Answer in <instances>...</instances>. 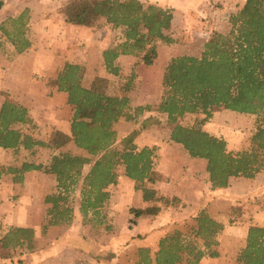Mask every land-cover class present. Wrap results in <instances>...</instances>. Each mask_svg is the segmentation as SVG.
Segmentation results:
<instances>
[{
  "label": "trees",
  "instance_id": "obj_1",
  "mask_svg": "<svg viewBox=\"0 0 264 264\" xmlns=\"http://www.w3.org/2000/svg\"><path fill=\"white\" fill-rule=\"evenodd\" d=\"M29 13L26 9L17 18H8L0 25V31L19 54L32 45L26 36ZM62 13L72 25L90 28L104 19L113 28L124 29L122 42L103 53L107 70L116 76L119 74L115 61L120 56H135L142 64L151 66L158 59L159 45L174 43L170 36L174 16L156 4H144L140 0H72ZM230 22L231 31L215 33L204 44L200 57L173 58L163 74L161 102L156 106H138L133 114L129 94L135 75L120 86V95H110L107 79L96 77L85 86L86 68L73 63H66L56 80L58 91L67 93V103L73 108L70 135L56 131L49 142L35 139L18 128L33 123L29 109L6 98L0 108V148L32 150L41 146L59 153L51 157L48 165L26 162L20 168H0V179L9 174L15 183L22 184L25 174L31 171L55 177L58 192L46 198V203L51 204L46 230L72 221L74 208L70 197L81 180L80 211L85 217L103 215L102 210L111 199L109 189L118 183V169L123 167L124 175L142 193L146 204L132 213L137 218L158 216L162 212L158 203L169 207L180 199H167L154 187L160 177L156 148H139L135 144L140 130L127 135L121 146L117 145L115 124L122 118L137 121L145 112L167 116L169 140L181 145L192 159L207 162L206 171L214 191L228 188L232 178L255 179L264 171V0H247ZM226 110L259 117L251 148L240 154L229 152L226 140L202 126L179 124V119L186 115L202 114L203 125L216 113ZM153 124L160 121L149 116L142 122V129ZM71 143L87 155L60 152ZM86 165H91V169L83 175ZM195 221V238L202 244L175 230L160 240L155 258L150 256L148 248L140 249L138 264H201L205 258H218L219 237L225 224L205 209L197 214ZM35 234L31 227L10 228L0 238V257L2 251L16 248L32 252ZM237 261L264 264V226L249 228L246 245Z\"/></svg>",
  "mask_w": 264,
  "mask_h": 264
},
{
  "label": "rangeland",
  "instance_id": "obj_2",
  "mask_svg": "<svg viewBox=\"0 0 264 264\" xmlns=\"http://www.w3.org/2000/svg\"><path fill=\"white\" fill-rule=\"evenodd\" d=\"M0 1L5 6L6 0ZM71 1L8 0L11 6L10 13L2 12L5 7H0V25L3 20L11 18L9 14L17 18L22 8L30 11L26 36L32 44L31 48L19 54L0 31V108L6 98L17 102L19 100L16 99H23L25 101L23 105L29 109L33 123L19 125L18 128L43 142H49L56 130L41 126V117L47 128L55 118L52 113L53 104L41 100V79L44 78L41 63H49L53 52H58L59 55L66 52L68 57L73 46L82 50L80 53L83 55L79 57L83 56L84 59L90 52L88 57L92 61L97 57L95 53H99V50H94V46L105 48L102 51L104 53L120 44L124 35V29L113 28L104 19L87 29L91 34L82 35L84 33L81 31L78 33L64 29L65 22L61 19L64 16L62 10ZM140 1L144 4L151 2V0ZM171 1L172 5L165 9L170 10L174 16L173 28L170 32L174 43L159 45L158 59L153 65L145 66L138 58L135 64L133 61L125 63L127 68L130 66L126 70L118 67L119 76L115 81L107 79V92L110 95H120V86L126 84L129 77L135 75L132 91L129 94L132 114L138 103L139 106H156L161 102L164 94L163 74L170 61L183 55L200 57L204 44L215 33L227 34L231 31V16L241 10L242 1L245 0ZM41 51L47 54L46 60L42 59L44 55H41ZM102 53L99 55L103 57ZM90 75L86 71L85 86L93 81ZM55 82L56 80L52 81V84ZM132 102L134 106L131 105ZM70 116L73 118V109L68 112L63 111L60 116L62 123L70 124L72 119ZM149 116H156L160 124L142 129V122ZM203 118L202 114L186 115L179 119V124L202 126L209 133L226 140L228 151L235 155L251 148L259 117L226 110L216 113L212 119L202 125ZM136 120L128 121L122 118L121 123L115 124L117 145L121 146L120 143L127 135L140 130V134L135 139L137 146L142 148L152 144L156 148L160 177L154 187L165 198L173 200L177 197L180 201L169 207L158 203L162 207L160 215L137 218L132 210L142 209L146 204L142 193L134 189V183L128 178L125 184H121L112 193L114 198L112 201L110 199L102 210L103 215L101 214L99 218L91 215L85 217L80 211L81 180L70 197V204L74 208L72 221L69 224L57 225L53 230H48L52 226L45 230L44 226L49 222L48 212L51 208V204L46 203V198L58 192V189L55 191L57 188L55 177L38 171L30 177V184L26 188L20 183H15L13 177L9 185L0 189V238L8 232L5 229L8 214L16 211V215L17 210L20 212L27 209L37 223L35 249L32 252L20 248L2 251L0 264H19L20 260L22 264H138L140 249L148 248L150 256L155 258L160 240L175 230L196 240L195 218L203 209L224 223L225 230L219 237L220 256L205 258L201 264H239L237 259L246 245L245 236L248 235L246 228L253 223L256 213L264 209V177H261L264 171L255 179L235 178L230 182L228 187L231 188L230 190L214 191L206 171L207 162L198 159L192 161L193 159L181 145L169 140L170 127L166 115L145 112ZM68 134H71V127ZM60 152L87 155L73 143L62 148ZM54 153L59 152L41 146H36L32 150L0 148V168H20L26 162L49 164ZM191 168H194L196 177L191 176ZM90 169L91 165H86L83 175H86ZM118 172L119 176L124 174L123 167H120ZM100 219L101 223H97ZM78 234L88 240V246L80 255L75 251ZM63 237L66 238V243L59 242ZM196 241L202 244L201 240Z\"/></svg>",
  "mask_w": 264,
  "mask_h": 264
},
{
  "label": "crops",
  "instance_id": "obj_3",
  "mask_svg": "<svg viewBox=\"0 0 264 264\" xmlns=\"http://www.w3.org/2000/svg\"><path fill=\"white\" fill-rule=\"evenodd\" d=\"M246 1L247 0L242 1V5H241L242 7L244 6ZM150 3L151 4H156V5H159V6L165 8V7H168L169 5H172L173 2L171 0H155V1L151 0ZM4 7H5V9H3L1 11L5 12V13H10L11 6H9L8 0L5 1V6H3L2 8H4ZM25 9L26 8H22L21 10H19V12H18L19 14L18 15H20ZM18 15H16V16H18ZM9 16L15 17V15H11V14H9ZM61 19H63L64 22H65V26H63L64 29L73 30V31L78 32V33H80V31H81L82 33H84L82 35L91 34L87 30L89 28H87V27L77 28V26H74V25H71V24L67 23L65 18H64V16H62ZM75 42H77V39H76ZM100 49H101V47L100 48H96L94 46V50L95 51L99 50V53L101 54L102 51L105 50V48L101 49V50ZM81 51H82L81 49L77 48L76 46H73V48L69 51L68 57H67L66 52L65 53L63 52L64 54L60 53V55H59L58 52L57 53L53 52V53H51L52 59H49L50 60L49 63H46V62L41 63V71H42V75H44V78L41 79V95H42L41 100L43 102H45V103L49 102V103L53 104V106H54L53 111L54 112H52V113H53V115L55 117V118L53 117L54 119L52 118L53 122H51V124L48 126V128H47L46 124L44 123L43 118L41 117V126H45L46 127L45 129L61 131V132H64V133L68 134L69 129L71 127V122H72V119H71L72 117L71 116H70V119H71L70 124L69 123H62V119L60 117L61 114L63 113V111L68 112V111L73 109L67 103L68 95L65 92H59L58 91V87L56 85V82L52 84V81L57 80L58 74L63 70V68L66 65V63L84 65L85 68H86L87 74H89V75L91 74L90 76H92L93 79L96 78V77H101V78H105V79H108V80H111V81H115V79L117 78V76H114V75L108 73L107 68H106V66L104 64V59H103L102 56L99 55L98 52L95 53L97 55V57L93 58V60H95V62H94L93 60L91 61V59L88 57L91 54L90 52L85 55L86 56L85 59H84L83 56L79 57V55H83V54L80 53ZM41 55H44V58H42V59L46 60V57H47L46 55L47 54H44L41 51ZM98 55H99V57H98ZM82 60H85V62H83ZM131 61H133V64H135L136 61H138V58L135 57V56H124V55H122L115 61V66L121 67V69L126 70L130 66L127 68L125 66V63L131 62ZM48 64H50V65H48ZM16 100H19V102L21 104H23L25 102L23 99H16ZM131 105L134 106L133 102H132ZM139 105H140V103H138L135 106H139ZM119 123H121V122L119 121ZM62 125H64V126H62ZM135 144H136V142H135ZM136 145H138V144H136ZM148 147H154V146H152V144H149ZM192 161H196V159H193ZM47 164H48V162L44 163V165H47ZM194 171H195L194 168H191V176L192 177L193 176L196 177V174H195ZM37 172L38 171H31V172L26 173L24 182L22 184H20V185H22L25 188L28 187L29 184H30V177L32 175H34V173H37ZM51 176H53V175H51ZM261 177H264V174ZM10 179L13 180V176L12 175L11 176L10 175H3L2 178L0 179V189H2L5 185H9L10 182L12 181V180L10 181ZM127 179L128 178L122 173V174H120V176L118 178V183L116 185H113V186L110 187L109 191L111 192V201H112V198H114V195H112V193H114V191L117 190L121 186V184H125L127 182ZM234 179L235 178H232L231 182ZM13 185H14V183H13ZM230 189L231 188H225L224 190L227 191V190H230ZM55 191H57V188L55 189ZM15 213H16V211L15 212L11 211L8 214V218H7L6 222H5V223H7L6 224L7 226H5L6 231H8L12 227H31V228L37 229V223L34 220V217L32 218L31 212H29L27 209L20 210V212L17 210V214L16 215H15ZM113 213L116 214V212H113ZM42 221H43V216L41 217V225H42ZM251 226H264V209H263V211H259V213H256L255 219H253V223H250L249 227L246 228L247 231L249 230V228ZM56 227L57 226H52L48 230H53ZM245 237H247V236H245ZM64 238L65 237L60 239L59 242L66 243L67 240H66V238L65 239ZM75 243L77 244L75 246L77 248L75 251H77V253L79 255L81 253H84L83 252L84 248H86L88 246V244H87L88 240L84 239L83 236L78 234V239H77V241H75Z\"/></svg>",
  "mask_w": 264,
  "mask_h": 264
}]
</instances>
